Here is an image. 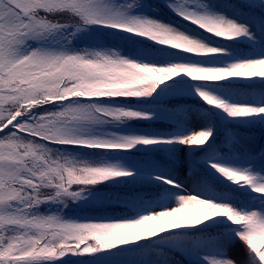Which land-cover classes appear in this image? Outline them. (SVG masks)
<instances>
[{
  "label": "snow or ice",
  "instance_id": "6c2138e0",
  "mask_svg": "<svg viewBox=\"0 0 264 264\" xmlns=\"http://www.w3.org/2000/svg\"><path fill=\"white\" fill-rule=\"evenodd\" d=\"M252 129L264 0H0V264H264Z\"/></svg>",
  "mask_w": 264,
  "mask_h": 264
},
{
  "label": "trees",
  "instance_id": "16d2710c",
  "mask_svg": "<svg viewBox=\"0 0 264 264\" xmlns=\"http://www.w3.org/2000/svg\"><path fill=\"white\" fill-rule=\"evenodd\" d=\"M185 102H187V101H185L183 99H180V100L173 99L172 100V103H185ZM238 131L243 132L244 129H240ZM251 134L254 135L256 139H255V141L251 142L249 144V146H251L252 144H255V145L258 146L260 143H264V137L261 136V131L259 129H252L251 130ZM245 143H249V142H245ZM225 151H227V149H225ZM185 174H187V173L185 172ZM228 251L231 254L232 251H233V246H230L229 249H228Z\"/></svg>",
  "mask_w": 264,
  "mask_h": 264
},
{
  "label": "rangeland",
  "instance_id": "374dc122",
  "mask_svg": "<svg viewBox=\"0 0 264 264\" xmlns=\"http://www.w3.org/2000/svg\"><path fill=\"white\" fill-rule=\"evenodd\" d=\"M239 251H240L239 247L233 245V251H232L231 255H239Z\"/></svg>",
  "mask_w": 264,
  "mask_h": 264
}]
</instances>
